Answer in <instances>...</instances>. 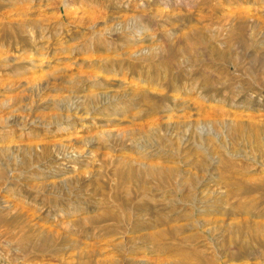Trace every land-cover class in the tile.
<instances>
[{"label": "rangeland", "instance_id": "374dc122", "mask_svg": "<svg viewBox=\"0 0 264 264\" xmlns=\"http://www.w3.org/2000/svg\"><path fill=\"white\" fill-rule=\"evenodd\" d=\"M263 196L264 0H0V264H194L140 243L166 213L206 261L264 264L228 242Z\"/></svg>", "mask_w": 264, "mask_h": 264}, {"label": "bare ground", "instance_id": "6f19581e", "mask_svg": "<svg viewBox=\"0 0 264 264\" xmlns=\"http://www.w3.org/2000/svg\"><path fill=\"white\" fill-rule=\"evenodd\" d=\"M226 1H230V0H226ZM234 1H238V0H234ZM167 5V4H166ZM137 20L139 22H142L141 19L137 18ZM244 23L241 22L236 30L240 31L241 33H243V31H246L245 29L247 27L243 26ZM109 30V29H108ZM127 31L129 33V28L127 29H123L121 27H117L115 28V30L107 32L106 34L111 35L112 33H124L127 34ZM100 32V31H99ZM106 32V31H105ZM193 33V32H192ZM240 33V34H241ZM100 33H95L94 32V36L92 38V41H90L88 43V45L86 46L91 48L92 47V43L93 41L97 43V45H103L106 40L103 38L104 34H100ZM143 35V31L142 29H140L139 31H137L136 34V39H134V41H138L141 40V36ZM194 35V34H193ZM196 36V35H195ZM194 36V37H195ZM105 37V36H104ZM171 38V36H170ZM186 38V37H185ZM188 38V37H187ZM186 38V41H187ZM198 38V37H197ZM203 38V37H202ZM199 39V38H198ZM201 39V38H200ZM199 39V40H200ZM195 40V39H194ZM197 40V39H196ZM189 41V40H188ZM203 42V41H201ZM191 42L188 43V46ZM174 44V43H173ZM177 44V43H176ZM181 44V43H179ZM178 46V45H177ZM180 53V52H179ZM177 56L178 55V51L172 47L169 48L167 47L165 49L164 52V56L168 57H172V56ZM146 57V56H145ZM165 57V58H166ZM174 58V57H173ZM139 59H137L138 61ZM142 60V59H141ZM143 62V61H142ZM148 62V61H147ZM139 64V63H138ZM142 64V63H141ZM148 64V63H147ZM154 64V63H153ZM143 65V64H142ZM149 71V70H148ZM147 71V72H148ZM144 72V68L139 66V65H134L133 69H132V73L133 75H142ZM157 74V73H156ZM138 77V76H137ZM151 83V82H150ZM105 95H100L101 100L99 101V105L104 106V105H109L111 101L113 100H109L105 98ZM113 99V98H112ZM75 100V99H74ZM78 100L73 101V104H75ZM80 101V100H79ZM115 101V100H114ZM118 101V100H117ZM117 103V102H116ZM151 103V102H150ZM145 104V103H144ZM112 105V103L110 104ZM109 105V106H110ZM152 105V104H151ZM150 105V106H151ZM73 107H75V105H73ZM154 107V106H153ZM74 110V109H73ZM202 133H206V130H202ZM207 133H211V131H207ZM90 145V144H89ZM146 148V147H145ZM199 148V147H198ZM136 152L140 153L139 155L143 154V157L146 159H150V157L152 156V151H146L145 149L142 150V148L138 147L136 148ZM154 152V151H153ZM60 153H58L57 155H55L53 162L52 163H57L59 160H61ZM156 154H158V152L156 151V153L154 152V156H157ZM73 156V155H71ZM142 156V155H141ZM152 156V157H154ZM161 156V155H160ZM164 156V155H163ZM162 157V156H161ZM145 169V168H144ZM143 170V169H142ZM122 175V174H121ZM124 175V173H123ZM142 175V174H141ZM144 175L148 178H153V179H158L160 182L163 183H170L172 181L173 178V173L169 170H161L160 168H146V170L144 171ZM145 178V177H144ZM143 184V183H142ZM251 187V186H250ZM245 191H247L250 188H247V186L245 187ZM249 191V190H248ZM263 201H264V196L262 197ZM202 201L200 199H196V204L195 207L198 209L199 213H202L203 211H200V209H202L205 205H203L201 203ZM166 210V209H165ZM177 213V212H175ZM189 213V212H188ZM153 214V213H152ZM159 214V213H157ZM169 213H166L165 216L161 217L156 220L157 223L159 225H164L165 227L161 230L155 231L151 234H145L140 238V243L141 244H151L153 245L152 247V251H155L156 253H168L169 256L170 255H174L176 257H178L179 259L188 261V259L192 258L193 261L195 262L194 264H214L215 261L213 260H208L206 261V259L204 258L202 253H198V251L195 250H191L188 248H183L184 245H186V243H190L193 242V237H197V236H191V235H186V236H182V233L185 231H183V226H179L177 225L176 221L178 222V218H169L168 216ZM173 214V213H172ZM187 214V213H186ZM160 215V214H159ZM109 217V219H113L115 221H119L120 219L118 217H113V216H107ZM172 217V216H171ZM187 217V216H186ZM190 217V216H189ZM152 218V217H151ZM156 219V217H154ZM158 218V217H157ZM184 218V217H183ZM180 219V218H179ZM182 219V217H181ZM189 219V218H188ZM187 219V220H188ZM51 220V219H50ZM53 221V220H52ZM174 223V226H167L166 224L168 223ZM183 222V221H182ZM185 222V221H184ZM176 223V224H175ZM202 227L201 225H198L197 227ZM235 226V225H234ZM113 229H110V231H112ZM196 230V229H195ZM199 231V230H198ZM190 232V230H189ZM215 232V230H214ZM191 233V232H190ZM197 233V231H196ZM229 233V245L234 246L237 253L238 254H242V255H253L252 251H251V245L252 244H256L257 246L262 247L263 251H264V223H256V224H251V223H240V225L237 227H230V229L228 230ZM40 234V232H39ZM38 233H36V231H34V234H32L31 238H35L34 239H24L21 241L22 245H24L25 247H30L32 245V243L34 242H39L37 244V250L38 248L40 250H43L46 246H47V241H43L41 240L43 237H40ZM199 235V234H197ZM201 236V235H200ZM216 236V235H215ZM199 238V236H198ZM200 239V238H199ZM198 240V239H197ZM227 241V240H226ZM188 245V244H187ZM261 249V250H262ZM25 250V249H24ZM27 251V250H26ZM44 251V250H43ZM49 251V250H48ZM47 251V252H48ZM34 252V251H33ZM52 252L54 253V256L59 255L60 252L58 251V249L56 247L52 248ZM42 253V252H41ZM40 253V254H41ZM46 253V252H45ZM255 256V255H254ZM83 257V256H82ZM253 257V256H252ZM84 258V257H83ZM90 259L87 258V261L81 260L77 262V264H91L90 263ZM92 262V261H91ZM175 264H190V263H183V262H178Z\"/></svg>", "mask_w": 264, "mask_h": 264}]
</instances>
